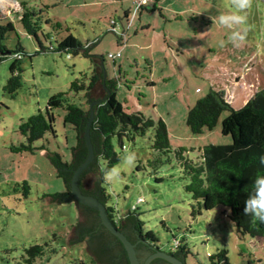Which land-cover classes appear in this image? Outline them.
<instances>
[{
    "label": "rangeland",
    "instance_id": "1",
    "mask_svg": "<svg viewBox=\"0 0 264 264\" xmlns=\"http://www.w3.org/2000/svg\"><path fill=\"white\" fill-rule=\"evenodd\" d=\"M138 1L0 0V24L11 22L16 29L6 36L5 46L15 51L19 45L31 56L22 59V86L14 98L3 90L13 58L0 62V264H26L25 250L34 245L46 251L32 264H95L86 242L69 243L78 223L76 203L43 204L45 198L64 193L65 185L38 154L46 150L69 162L76 143L75 131L63 123L64 110H54L56 137L46 133L33 143V153L11 151L27 144L19 125L38 111L44 113L51 96L68 93L72 103L89 108L69 88L75 79L90 75V60L82 54H36L34 41L18 23L20 3L42 11L43 30L56 39L71 34L90 44V54L104 59L107 79L116 81V98L125 112L163 120L171 149H186V157L195 163L201 162L202 148L231 144L230 136L221 134L228 110L213 130L190 132L186 118L196 101L210 89L223 91L230 108L238 110L264 89V0H251L250 31L239 48L226 42L230 30L211 19L234 10L233 0H158L157 10L149 11V2L146 10L136 12ZM125 11L132 21L121 36ZM55 24L59 30H53ZM221 41L226 42L223 47ZM153 136L150 130L133 142L124 139V149L114 141L119 156L126 148L133 150L137 163L122 169L120 183L104 184L108 205L120 214L136 209L143 232H151L162 251H176V242L186 245L187 264H209V256L221 251L230 264H264V239L239 235L226 208L219 205L192 215L195 202L185 190L188 180L173 153L166 157L155 152ZM154 160L159 161L156 170L148 164ZM141 193L147 199L137 203Z\"/></svg>",
    "mask_w": 264,
    "mask_h": 264
},
{
    "label": "trees",
    "instance_id": "2",
    "mask_svg": "<svg viewBox=\"0 0 264 264\" xmlns=\"http://www.w3.org/2000/svg\"><path fill=\"white\" fill-rule=\"evenodd\" d=\"M58 1V0H56ZM148 8L149 11L157 10L158 0ZM147 4L140 6L136 12L147 9ZM2 10L0 9V22H2ZM133 15V19L136 17ZM131 14L124 13L121 31L126 32L131 26ZM42 11L36 12L28 8L26 3H20V14L18 23L22 30L34 41L36 54L40 53H65L69 58L82 54L88 58L91 64L90 75H82L75 79L69 88L78 99L88 101L87 105L94 101H100L93 105L94 118L90 126V140L93 146L94 159L89 167L82 173L79 179V187L84 195L95 197L106 209L108 218L113 224L119 221L125 222L136 231L137 235L145 243L156 245L158 240L151 232H143V222L133 211L120 214L113 207L108 205L110 196L106 193L104 184L100 179V168L107 164L108 167L116 165L120 161L119 154L115 151L114 141L124 149L123 140L133 142L136 137H144L152 130L153 146L156 153L168 157L174 154L178 161L184 178L188 180L185 190L191 195L195 202L192 215L200 214L202 210L211 211L221 205L229 212V218L235 225L237 233L241 236H248L252 239H264V224L254 223L252 218L244 214L245 201L252 188V182L257 173L264 172V89L254 93L249 101L238 110L230 108L225 100L223 91H210L198 99L195 105L188 110L186 125L193 135H201L204 131L213 130L224 111L229 114L221 122V134L230 136L231 144L227 146H206L200 150L201 162H193L186 157V149L178 147L171 149L168 129L161 119L152 120L146 118L141 112L126 113L122 104L116 98V81L107 79L104 66V59L100 56L90 54L91 45L83 44L73 35L68 34L62 39H56L51 32H45L42 27ZM50 23L48 20L45 24ZM116 25V21H115ZM53 26V25H52ZM60 25L55 24L53 30H59ZM13 23L0 24V62L8 57L13 58L10 65V77L3 90L11 98H14L22 86L21 74L23 72L22 59L29 57L22 47L18 45L15 51L8 50L4 42L6 36L15 33ZM125 34V33H124ZM48 43V45H45ZM86 80V82H85ZM107 89L109 93L104 89ZM63 109V123L70 125L75 131L76 143L71 148V160L65 162L56 153L47 154L48 160L56 169V177L61 178L65 185V192L53 195L59 202H73L70 192V182L74 171L84 162L87 157V148L84 141V133L89 118V108L85 104L72 103L68 93H59L51 96L47 103L45 112L38 111L19 125L20 134L26 139V145L11 147L13 153H33V143L42 139L46 133L56 137L54 110ZM159 161H149L148 164L157 169ZM91 176V189L83 187V181ZM161 181L160 179L157 182ZM24 186L28 188L27 182ZM97 195H94L93 192ZM79 213L84 216L83 224L78 222L77 228L82 233H89L93 230L91 214L97 212L88 207L79 205ZM117 222V223H115ZM90 224V228L84 225ZM101 224V223H100ZM76 228V230H77ZM120 230V229H119ZM93 233V232H92ZM82 237V236H81ZM97 238L94 248V256L97 261L106 259L110 253L108 245H105L103 238ZM102 239V240H101ZM158 248V247H157ZM177 251L187 255L186 245L180 246L176 242ZM44 246L34 245L25 250L26 264H32L36 259L45 254ZM109 252V253H108ZM125 261L128 263L126 252H123ZM95 259H93L96 264ZM209 264H230L226 251L209 256ZM252 264V263H251Z\"/></svg>",
    "mask_w": 264,
    "mask_h": 264
},
{
    "label": "water",
    "instance_id": "3",
    "mask_svg": "<svg viewBox=\"0 0 264 264\" xmlns=\"http://www.w3.org/2000/svg\"><path fill=\"white\" fill-rule=\"evenodd\" d=\"M106 89V88H105ZM106 91L109 93V91L106 89ZM100 101H94L89 104V118H88V123L85 129L84 133V141H85V146L87 148V157L84 160V162L74 171L73 176L71 178L70 182V192L73 198L74 203H78L79 205L88 207L90 209H93L94 211L97 212V215L99 217L101 225L114 237H116L120 243L122 244L124 251L126 252L128 263L129 264H139V260L137 258V252L135 249V245H133L127 237L121 233L116 226L112 223V221L108 218L105 206L99 202L95 197L92 196H87L84 195L81 192V189L79 187V179L82 173L89 167L91 162L94 159V151H93V146L90 140V126L91 122L94 118V111H93V105L96 103H99ZM47 154H53L49 151L43 150L40 151L38 156H40L45 162L50 164L54 171L56 172L55 167L51 164V162L47 158ZM92 182V177L88 176L86 177L85 181H83V187L84 189H91L90 185ZM72 202V201H71ZM71 202H59L55 200L53 197H47L43 200V204H48V203H71ZM76 210H77V218L78 222H81L83 224L84 222V216L82 213H79V208L76 205ZM78 224V223H77ZM77 225L74 229H72L69 233V243L70 245L76 244L79 242H86L87 247L86 251L95 259L94 256V246H96V243L92 246L88 243L85 237H81L80 233L77 232L76 230ZM84 228L88 229L90 228V224L84 225ZM107 242V241H106ZM108 246L110 247V253L106 259H101L97 261V258L95 259L97 264H123L120 260H118L116 248H113L110 242H107ZM142 254V253H140ZM142 258V257H141ZM155 259H161L163 261H166L169 264H185L183 263L180 259H178L176 256L162 251L160 248L155 249V252L147 258L144 264H150L151 261Z\"/></svg>",
    "mask_w": 264,
    "mask_h": 264
},
{
    "label": "clouds",
    "instance_id": "4",
    "mask_svg": "<svg viewBox=\"0 0 264 264\" xmlns=\"http://www.w3.org/2000/svg\"><path fill=\"white\" fill-rule=\"evenodd\" d=\"M251 7V0H233V9L228 12H221L211 18L220 26L229 29L227 43L239 48L247 39L250 31L247 10ZM221 41V47L226 43ZM137 163V153L133 150L125 149L120 156V162L108 167L107 164L101 166L99 179L106 184L114 185L123 180L122 169L135 168ZM264 163V159H262ZM147 197L144 194L138 195L137 203H143ZM244 214L251 217L254 223L264 224V172L257 173L252 182L251 191L245 201Z\"/></svg>",
    "mask_w": 264,
    "mask_h": 264
},
{
    "label": "flooded vegetation",
    "instance_id": "5",
    "mask_svg": "<svg viewBox=\"0 0 264 264\" xmlns=\"http://www.w3.org/2000/svg\"><path fill=\"white\" fill-rule=\"evenodd\" d=\"M93 193H94V195H97V193L95 191ZM90 220L92 221L91 223H92L93 230L89 233H82V234H80V236H82V237L86 236V240L88 241L90 246L91 245L93 246L95 243H96V245H98L96 237L103 238V242L105 243V245H108L107 242H110L111 245L113 246V248H116V252H117V256H118L117 259L120 260L121 262H123V264H129L125 261V256H123L124 248H123L122 244L120 243V241L116 237H114L112 234H110L100 224V220H99L98 215H96V213L93 212L91 214ZM115 223H117V222H115ZM115 226L118 230L120 229L119 231L121 233H123L133 245H135L139 264H144L145 261L147 260V258L155 252V249H157V247H158L157 245H150L148 243H145L143 240H141V238L137 235L136 231L133 229V227H130V225L126 226V228H125V222L124 221H119ZM77 232L81 233L82 231H80V229L77 228ZM109 249H110V247H109ZM140 253H142V254H140ZM168 253L176 256L183 263L187 264L186 256L183 255L182 253L178 252L177 250L176 251H170ZM150 264H169V263H167L166 261H163L161 259H155V260L151 261Z\"/></svg>",
    "mask_w": 264,
    "mask_h": 264
},
{
    "label": "built area",
    "instance_id": "6",
    "mask_svg": "<svg viewBox=\"0 0 264 264\" xmlns=\"http://www.w3.org/2000/svg\"><path fill=\"white\" fill-rule=\"evenodd\" d=\"M150 1H151V0H139V1L136 3V10H135V11H137V10L140 8V6H142V5H146V4H148ZM112 26H113V27L115 26V21H112ZM114 28H115V27H114ZM114 28H111V29L113 30ZM121 36H124L123 31H122V35H121Z\"/></svg>",
    "mask_w": 264,
    "mask_h": 264
},
{
    "label": "crops",
    "instance_id": "7",
    "mask_svg": "<svg viewBox=\"0 0 264 264\" xmlns=\"http://www.w3.org/2000/svg\"><path fill=\"white\" fill-rule=\"evenodd\" d=\"M125 12H126V11H125ZM125 12H124V13H125ZM120 21L122 22L123 20H120ZM121 26H122V23H120V27H121Z\"/></svg>",
    "mask_w": 264,
    "mask_h": 264
}]
</instances>
